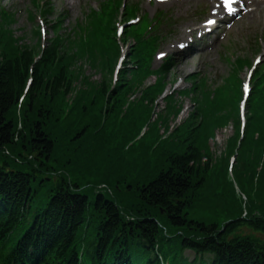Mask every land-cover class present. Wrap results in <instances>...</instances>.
<instances>
[{
    "label": "trees",
    "instance_id": "16d2710c",
    "mask_svg": "<svg viewBox=\"0 0 264 264\" xmlns=\"http://www.w3.org/2000/svg\"><path fill=\"white\" fill-rule=\"evenodd\" d=\"M6 46L8 43L4 41V35L0 34V145L15 144L18 150L14 153L19 156L22 153L32 155L33 163L41 173H55L62 180L66 176L82 185L94 186L106 182L105 175L110 171L107 166L114 163L112 166L114 167L117 161L121 162V159L107 153L102 156L103 162H96L94 160L96 152L91 151V148L88 149V146L91 144L96 146L103 142L111 151L121 141L130 140L136 132L127 133L129 126L132 125L137 130L141 124L150 119V109L155 100L154 89L144 88L141 91L143 96L133 103L135 109L130 105L124 109L125 120L118 123L117 134L124 132L126 138L116 134L111 139L107 129H114L106 121V123L102 122L104 127L102 137L95 136L89 141H82L87 140L83 139L87 132H95L96 121L88 115L95 111L99 98L95 93L91 95L92 89H89L88 93L81 92V94L73 91L75 89H72V66L76 64L75 57L71 53H62L63 46L58 41H53L41 54L32 48L17 47L7 50ZM37 56H39L38 60L33 63V59ZM91 60V57H88L86 61ZM111 65L112 60L108 59L106 64L102 63V68L108 71ZM29 69L32 70L29 76L32 82L26 90ZM122 88L116 92L115 100L105 98L108 107L103 112L98 110L99 113L102 112L108 117L122 113L121 106L125 98L119 95H124L127 91L133 94L135 86L129 84L124 92ZM71 92H75V99L70 113L60 122L62 112L56 98H62ZM98 93L106 97L105 86L100 87ZM20 99H23L19 113L21 122L20 129H17L15 110ZM116 102L119 104L116 105ZM34 105H37V108L32 111ZM222 106L216 107L222 108ZM227 106L232 108L230 104ZM207 109L210 110L208 106ZM252 112L256 117L251 115ZM254 112H256L255 108L253 110L251 108L246 118V127L242 130L239 139L237 118L231 121L234 132L226 139L223 151L226 154L230 153L234 159L231 173L238 190L246 199V205L244 203L242 206V201L234 193L233 186L228 181V160L226 162L220 160L222 163L212 165L204 144V136H210L213 127L226 123V120L215 115L213 118L203 117L200 121L182 128L178 126L167 141L157 144L159 148L163 144L166 147L150 156L142 155V151L155 141V137L149 134L148 128L147 132L136 141L134 150L128 156L133 160L132 157L139 154L140 158L137 157L132 163L125 165L126 168L131 167L133 171L137 167L135 173L138 178L135 179L132 172L124 173L117 167L114 169L112 183L120 184L119 190H125L131 200L130 203L136 204L135 208H144L152 214L141 221L138 225L140 233L135 235L131 233L129 224L124 225L123 221H120L113 204L98 198L89 209V216L93 215L92 219L99 224V229L101 221L96 216L99 214L98 211L107 218L101 223L102 236L98 244L100 252L105 253L107 248L114 246L111 262H115V259L120 261L125 255L124 249L129 251L134 249L135 253L144 260H155L158 264L160 261L155 258V245L147 239L157 235V223L154 217L161 219L158 211L162 210L171 229L180 228L179 231L182 233L195 234L202 240L198 248L216 256L213 264H263L258 260L261 258L264 261V255L259 253L256 257L255 251L256 247H264L262 240L264 239V111ZM27 117L34 118L35 121L26 124ZM155 121L156 119H153L151 122ZM67 124L71 127L68 128ZM54 133L60 134L59 136L66 138L67 141L52 139L51 135ZM15 139L17 142L13 141ZM58 148L63 149L64 153L59 152ZM163 156H166V167L161 166L162 163H157V160ZM134 164L136 166H133ZM213 167L215 173L207 177L206 174L210 173V168ZM88 169L93 170L89 177L86 175ZM33 178L38 176L24 172L5 174L0 172L1 241H4L17 226V223L13 222H26L30 215L29 206L34 196L32 197L29 189L33 183L30 179ZM205 185L208 187L205 188ZM115 188L111 189L115 192ZM40 192L43 197L48 196L47 203L45 208H40L32 219L33 236L31 234L25 236L26 242L30 241L36 245L38 254L44 247L51 253V257L57 259L76 246L80 231L81 235H84L88 229L93 232L100 231L94 227L87 228L85 225L89 223L88 215L85 213L88 210L87 199L78 195L71 196L72 193L69 192L65 182L60 185L51 184L46 191ZM192 200L201 204L204 210L193 207ZM118 202L127 207L121 200ZM243 211L247 217L240 219ZM203 212L206 215L210 213L206 216L207 220L203 222L204 224L188 220L194 218L202 220ZM219 221L230 222L224 226L220 234H216L215 227ZM115 231L118 232L116 235L118 237H115ZM6 240L1 245H4ZM128 241H131V244ZM160 241L162 249L165 250L163 246L167 247V244L163 245L164 238H160ZM94 246V244L88 245L92 249ZM176 261L179 264H188L183 256H179ZM210 263L211 260L206 264Z\"/></svg>",
    "mask_w": 264,
    "mask_h": 264
},
{
    "label": "rangeland",
    "instance_id": "374dc122",
    "mask_svg": "<svg viewBox=\"0 0 264 264\" xmlns=\"http://www.w3.org/2000/svg\"><path fill=\"white\" fill-rule=\"evenodd\" d=\"M50 1V0H48ZM173 1H177V0H170L167 4L165 5H157L155 3L154 0H152L151 2H148V0H136L134 3H138V9H139V15L142 14H147L148 16L151 17V15L153 14V11L157 10V9H165L168 10L169 13L168 15L172 17V19L175 20V24L172 26V28H175V26H178L180 24H182L181 20L187 19L189 17H191V11L193 9L194 4L191 2L186 8H184L183 10H180V8L176 5V2ZM204 2V4H210V3H205L206 0H202ZM64 2V0H54L52 2V4L54 5V14L53 16L47 18V20L49 21V23H51V20L54 18V16H56L59 12L61 13H65L62 14L61 17H57V19H59V21L62 23L61 25V33L63 34H68L70 36V34L68 33L69 30H73L77 28V21L79 20V18L82 16L83 13L82 10H78V4L76 5V7H74L73 3H70V7H67L66 4H63V6L60 7V3ZM75 2V1H74ZM170 2H173L172 6L170 5ZM24 4L29 3L28 0H23ZM198 4V3H197ZM17 5L15 4V2H12L11 6H10V10H12L13 8H15ZM24 18L23 16H20V21H22L23 23V29L20 30V28H18L19 26L21 27L22 25L18 22V17H16V23L14 24V26H10L9 27V31L11 32V35H9V40L12 41L13 44H15L16 48H20V49H28V48H32L34 50H37V45H38V40H37V36L32 32L34 29V26H32L31 24H36L35 23H31V22H23ZM46 21V20H45ZM44 21V22H45ZM47 27V23L44 24V28ZM8 27H2L0 25V34H3L6 40V35L4 34V30L7 29ZM46 34V32H45ZM50 34V31L48 30V34ZM254 34V33H253ZM68 37V36H67ZM178 35L174 34V35H170L167 36V38L164 40L163 42V46L167 41H172V40H177ZM233 41H235L236 44L233 43ZM250 41V39H249ZM247 41L246 38L244 36L240 37V38H236L233 35H228V38L226 39V41L221 45L222 47L228 49V47H230V49H228L232 54L229 56V62H227L226 60H219L221 69L219 71L220 76L219 78H217L218 76L216 74L213 73V71L208 67L207 62L202 58L200 61L198 59H194V61H189V62H184L181 65L177 66L174 68V72L176 70H178L177 74L173 73V76H177V77H184L187 76L191 73H201L205 74L207 77L212 78L213 80H219L221 77L222 79H224V77H226L227 75L229 76L230 73V69H231V62L233 61V59H235L237 56H246L248 57L249 62L251 63L254 58L256 57L257 53L260 52H264V46L258 44V46L255 47H250L248 49V54L246 52L241 51V47H244L246 45ZM131 44V43H129ZM257 43H255L254 45H256ZM162 46V48H163ZM5 49H13V47H9L6 46ZM17 52V51H16ZM158 61H156L157 63ZM126 64V63H124ZM129 65V63L127 64ZM249 67V66H248ZM73 69V70H72ZM72 74H73V83H72V89H75L73 91H77L81 94L82 93H88L89 89H92L91 91V95H93V93L96 94V96H98V102L96 104V109L95 111H92L90 115H88L91 118H94L96 123L95 125V132H96V136H100L102 137L103 135V130L104 127L102 125L103 123H106V121H108V123H110V125H114L113 121L114 119L111 117H108L107 115H104L102 112L104 111V109L106 107H108V105L105 102V98L104 95L102 93H98V89L102 86H105L107 83L109 82L111 76H109L107 74L106 69L100 67V66H95L93 64H91L90 62H85L84 60H81L80 62H77L75 65L72 66ZM247 70V67L239 70L236 74L237 77L243 79L244 74ZM32 70L29 69V73H28V77L31 75ZM30 78V77H29ZM171 77H167V81H164V84H167L165 87L169 88L168 84L170 85L171 82ZM154 81V79L152 78H148L146 80V83H152ZM220 81H215V86L220 84ZM191 85V83H190ZM181 86H183V83L181 84ZM187 85L185 84L182 88H185ZM187 88V87H186ZM72 91V90H71ZM175 99L177 100V103H179L180 107L182 106V110L181 112H178L177 115L174 116H169L167 117L166 114L168 115L169 113H172V110L169 106V104H167L166 102L164 103L163 100L160 99V97L158 99L155 100V104H154V108L150 111V113H154L152 115V117H154V115H159L160 119H165L167 122L168 126H172L174 125V123H178L179 120H182V118L184 119L188 113L193 109V101L190 99V97H184L181 98V100L174 96ZM37 105L32 106V111L36 110ZM44 107V106H43ZM163 107H166V110H162ZM98 110H101L102 112L99 113ZM149 114V113H148ZM103 115V116H102ZM151 117V118H152ZM149 118H150V114H149ZM27 121L26 124L32 123L35 121L34 118H29L27 117ZM89 119V118H88ZM19 120V118H17V121ZM74 121V120H73ZM115 123H117V121H115ZM68 128L71 127V125L67 124ZM213 135L212 138L206 139L205 142V147L208 150V153L211 157V164L214 165L215 163H219L221 162L220 160H224L225 162L228 160V156H230V153L226 154L223 153L224 149H225V140L228 137L230 131H231V126L229 123H223L221 125L218 126H214L213 127ZM130 131L129 134H134V132H136L135 128L131 126H129L127 133ZM60 134L58 133H54L51 135L52 139H60V141L64 142V140L67 141L66 138L64 137H60ZM121 136V137H125V133L121 132L117 134V136ZM119 142V141H118ZM120 145V144H117ZM91 148V151L96 152V155L94 156V160L96 162H103V155L110 153L112 154L115 158L117 157V155L119 154V152L113 150H109L107 147L104 146V143L102 142L99 145H94L92 146V144L90 146H88V149ZM105 149V150H103ZM109 150V151H108ZM143 150V149H142ZM5 151V150H3ZM59 152H63L64 150L61 148H58ZM116 153V154H115ZM117 158H120L119 156ZM121 159V158H120ZM118 159V160H120ZM165 159L166 156H163L162 158H160V160H157V163H162L161 166H165L166 167V163H165ZM222 163V162H221ZM114 164V163H113ZM113 164L107 166V169H109L110 171L107 172V174L105 175L106 177L109 178H113L111 174L115 175L114 169H116L117 167H119L121 170H123V172L125 173V171L127 172H132V175H134L135 179L138 178V175L135 173L136 170H138L137 167H135V171H133L131 169V167H125V165L127 164V162H123V161H117L115 163V166H113ZM91 169H88V171H86V175L89 177L90 174L92 173ZM122 176V175H120ZM208 185H205V188H207ZM237 193V192H236ZM202 197V195H200Z\"/></svg>",
    "mask_w": 264,
    "mask_h": 264
},
{
    "label": "snow or ice",
    "instance_id": "6c2138e0",
    "mask_svg": "<svg viewBox=\"0 0 264 264\" xmlns=\"http://www.w3.org/2000/svg\"><path fill=\"white\" fill-rule=\"evenodd\" d=\"M234 2H235V0H221L222 9L228 11L229 13H231L232 12L231 5ZM214 23H215V20H213V19H208L207 20V24L208 25H211V24H214ZM181 47H183V45H181ZM161 56H163V53H161ZM257 62H259V61H257ZM244 90H245V92H247V90H248V85L247 84L244 85Z\"/></svg>",
    "mask_w": 264,
    "mask_h": 264
},
{
    "label": "bare ground",
    "instance_id": "6f19581e",
    "mask_svg": "<svg viewBox=\"0 0 264 264\" xmlns=\"http://www.w3.org/2000/svg\"><path fill=\"white\" fill-rule=\"evenodd\" d=\"M259 15H260V7H259V5H257L256 9L250 13V17L252 19H254V18H257ZM196 33H197V31H190L189 32L190 35H196ZM206 35H207V33L204 34L202 37H205ZM186 44H187V42H184L182 45L185 46ZM174 47L177 48L176 46H174ZM177 49H178V51H180L179 48H177ZM178 60H179L178 58H175L174 61H178ZM69 192L72 193L71 196H74L77 193V190H75L74 193L72 191H70V190H69Z\"/></svg>",
    "mask_w": 264,
    "mask_h": 264
}]
</instances>
